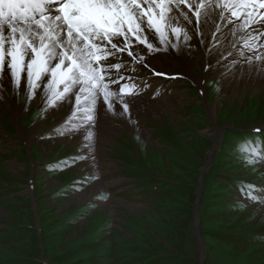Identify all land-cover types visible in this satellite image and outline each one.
Wrapping results in <instances>:
<instances>
[{
    "label": "rangeland",
    "instance_id": "rangeland-1",
    "mask_svg": "<svg viewBox=\"0 0 264 264\" xmlns=\"http://www.w3.org/2000/svg\"><path fill=\"white\" fill-rule=\"evenodd\" d=\"M166 59L158 68L170 77L177 64ZM203 71L196 66L187 74L201 78L202 91L183 78L158 82L145 74L162 95L139 99L158 102L159 111L149 109L131 125L99 108L96 124L111 127V135L94 139L92 148L73 141L77 131L58 134L62 118L50 108L46 115L39 111L41 105L25 100L23 90L13 93L22 110L18 120L0 99V264H72L108 254L124 257L114 264H126L135 260L129 248L156 253L164 264H181L187 256L195 264H204L205 257V264H264V92L253 87L235 93L214 73L203 81ZM36 125L41 131L30 144L18 139L20 130L30 134ZM248 141L249 151H242ZM81 155L86 158L76 159ZM223 168L221 174L258 189L239 191L232 180L223 183L230 180L219 176ZM222 193L234 211H224L223 221L211 212L216 217L201 225V206ZM68 215L74 221L68 223ZM227 225L250 226L249 243H218L214 236L228 232Z\"/></svg>",
    "mask_w": 264,
    "mask_h": 264
},
{
    "label": "snow or ice",
    "instance_id": "snow-or-ice-1",
    "mask_svg": "<svg viewBox=\"0 0 264 264\" xmlns=\"http://www.w3.org/2000/svg\"><path fill=\"white\" fill-rule=\"evenodd\" d=\"M182 3L195 9L194 19L180 8ZM260 9H264V0H175V8L172 0H0V96L6 90L3 81L7 77L13 93L23 90L26 100L39 98V111L45 115L49 108L56 111L70 105L69 114L55 131L64 135L83 130L85 146L92 148L98 109L126 117L130 100L125 95L139 94L126 82L133 79L128 75L130 70L135 72L133 65L148 68V59L161 50L190 47V32L204 36L209 19L215 24L218 16L228 28L225 32L216 25L214 41H227L244 57L249 70L264 73V53L255 57L261 61L257 64L242 50L257 47L255 41L264 36ZM179 17H183V27L177 26ZM213 46L220 60L226 59L219 44ZM238 63L233 59L227 70ZM256 143L258 146L259 140ZM251 144L246 142L241 150L249 151ZM250 151L255 154L257 147Z\"/></svg>",
    "mask_w": 264,
    "mask_h": 264
},
{
    "label": "bare ground",
    "instance_id": "bare-ground-1",
    "mask_svg": "<svg viewBox=\"0 0 264 264\" xmlns=\"http://www.w3.org/2000/svg\"><path fill=\"white\" fill-rule=\"evenodd\" d=\"M189 2H191V0H189ZM165 3H168V0H165ZM172 7L175 8V0H172ZM180 8L183 9L185 12H187L188 15L192 16L193 19L195 18L193 15V13L195 11L194 8L189 9L187 4H183V3L180 4ZM157 11H158V9H157ZM218 11H219V9H217V12ZM260 11L264 12V9H260ZM170 15H171V13H170ZM233 19L235 20V18H233ZM237 22H239V21H237ZM183 25H184L183 17H179V24L177 26L183 27ZM216 25H219L225 32H227L228 28L224 25L223 21H221L219 19V17L217 16L215 18V24L213 23L212 19H209L207 25L204 26V36H200L199 34H193L190 32V35H192L191 41L188 42L190 47H184L183 49H181L179 51H177V50H169V51L161 50L159 53L152 55L148 59V64H149L148 68L142 67L138 64L133 65V67H135V69H136L135 72H132L130 70L128 73V75L133 77V79L128 80L126 82L129 85H134V87L132 88L133 93H143V94L140 95L139 97H136L135 99H132L133 97L125 95L124 99L130 100L129 114L127 115V117H124V119L127 122L129 120L131 125H136L137 124V120H136L137 117H139L140 115L147 117L148 113H149V109L155 108V110L158 109V111H159V108H161L159 106V104L157 106L158 102L152 103V101H151L149 103V101L144 100V99H139V98L154 96V95H155V98H157V97L160 98V96L162 95V93H161L162 91L158 93L161 95L156 94L158 87L152 85V82L149 81V79H150L149 77L153 76L154 80H157L159 82V79H157L156 77H158L160 75L154 74V72L152 70H154L155 73H161L162 76H165V73L162 72L161 69L158 68V66L160 65V63L162 61H164V62L168 61L166 59L167 57H169L170 60H172L173 62H175V64H177L176 66H171V69H173L172 70L173 72H171L170 75H172V77L175 76L176 78L179 77V78H183V80H188V81L192 82V84L195 85L196 88H198L200 91H202L201 90V87H202L201 78L200 79H194L195 77H193V75L191 73H190V75L193 78L187 76V74H189V72L192 71V68H194L196 66L201 67L204 70L203 71L204 75L202 76L203 81L208 77V75L210 76L214 73L213 74L214 78L216 77V78L222 79L224 87L233 86V90L235 93L247 92L248 90L250 91L253 87L255 89L254 92H256V91L257 92L258 91L264 92V73H257V71H255L254 69L249 70V66L245 63L244 57L240 56L236 52L235 49H232L229 46L227 41H225V40L214 41L213 33L215 31ZM169 35L171 36L170 31H169ZM219 35H220L219 33H216V36H219ZM172 39L174 40L175 37L172 36ZM201 39H204V41H205L204 44L200 43ZM230 39H232V38L230 37ZM214 43L219 44L220 48L225 53L226 59L220 60V53L213 46ZM255 43L258 46L255 48H252L253 53H251V54L248 53V51H247L248 48H243L242 50H243L245 56H252L254 58V63L258 64L261 61H256L255 57L264 53V36H261L259 40L255 41ZM197 45L201 46L200 51H198L195 48V47H197ZM210 47L212 49L211 52L208 51V48H210ZM229 51H231L233 53V55L231 57L227 56V52H229ZM125 56H126V54H125ZM233 59L238 60L239 63L234 67V69L232 71H228L227 65L231 64ZM212 69H214V71H212V73H211ZM137 73H139L138 74L139 76H138V78H135V75H137ZM145 74L150 75V76H146ZM175 77H173V78H175ZM137 80H139L141 83V86H140V88L138 87L139 88L138 90L136 89V87L140 83L136 84ZM121 83H123V81ZM3 84H4V88L6 90L4 91L3 95L0 96V99L4 102V107L6 110H8L10 112V114L12 115V118L14 120H18L21 116L22 110L18 106L17 107L15 106V101L13 99V91L11 90V85H10L7 77H5ZM110 87L114 88L115 85H110ZM141 89H143V91H141ZM9 92L12 93V98L7 96V94ZM25 94H26V92H25ZM25 100H26V98H25ZM32 100H34L37 104L41 105L39 98H33ZM32 100H31V102H33ZM163 104H165V103H163ZM161 106H162V104H161ZM207 107H208V109L215 110L214 109L215 105H213V106L208 105ZM69 109H70V105L65 104L61 109L53 111L54 116H56V115H57V117L60 116L62 118L61 120L63 121L64 118L69 114ZM162 109H165V108L163 107ZM103 110H104L103 108H100V111H103ZM164 111L165 110H163V112ZM110 128L111 127H107V126L105 127L104 124H100V125L96 124L94 131L97 135H95L94 139L100 140L99 136L101 137V139L109 137L111 135ZM40 131H41L40 125H36L32 129L30 134H27V132H25L24 129H22V131L20 130L18 132L19 133L18 139H21L26 144H30L33 136H36V134H38ZM142 133H144V132L142 131ZM84 135H85V133L83 130L77 131L76 135H75L76 137H74L73 141H75V142L76 141H86L84 139ZM86 144H87V141H86Z\"/></svg>",
    "mask_w": 264,
    "mask_h": 264
},
{
    "label": "trees",
    "instance_id": "trees-1",
    "mask_svg": "<svg viewBox=\"0 0 264 264\" xmlns=\"http://www.w3.org/2000/svg\"><path fill=\"white\" fill-rule=\"evenodd\" d=\"M220 173L219 176L221 177H225V178H229L230 180H225L223 181V183L225 182H229L231 181V177L228 175V174H221V172H225V169H221V171H218ZM223 183H221L222 185H224ZM229 186V185H228ZM224 188V186H223ZM223 196H215L212 197V201H211V205L209 204H206L205 206H201V217H200V224L203 225V222L209 218V217H219L222 219L223 215V212L224 211H227L228 210H232L234 211L231 207H229V205H231L232 203H229L227 200H226V197H225V193H222ZM213 210V211H212ZM216 211V213L212 214L211 212H214ZM237 211H239L237 209ZM74 216L73 215H68L65 220L67 219H72ZM223 221V219H222ZM185 225L180 227L179 229L184 230L185 229ZM228 230H225V231H228V232H223V233H220L218 235H216V237L214 236V239L217 240L218 243H223V242H226V243H233V244H236L238 240H245L248 242H243V244H248L252 235L250 233H248V231L250 230V226H239L237 227V229H232L230 227H232V225H227ZM201 228V227H200ZM235 231L237 230V232H230V231ZM261 233H256L255 237H257V235H259ZM254 236V235H253ZM200 237H203V234L201 233L200 234ZM222 239H221V238ZM235 240V241H231V240ZM90 242L92 244H94L96 242V238H92L90 239ZM33 243V241H32ZM240 243V242H239ZM257 243V242H256ZM129 254H133L134 257H135V260H130V258L128 259V261L130 262H127L126 264H164L163 262V259L161 256L157 255L156 253L152 254L151 251H148V250H141V249H137V248H129L128 250ZM133 252V253H132ZM187 256V255H185ZM31 257V255H30ZM34 256H32L31 258H33ZM133 257V256H132ZM160 257V258H159ZM62 260H59L57 262H61V261H64L65 260V257L62 256L61 257ZM122 258V256H120L119 258H117L116 256L112 255V254H108V255H100V256H92V257H88V258H85V259H82L80 261H77V262H74L72 264H91L93 263L95 260H96V263H100L101 261H103L104 259L106 260V263L108 264V262L111 260V262L114 264L117 260L120 261ZM177 259L179 260V258L177 257ZM190 259H193L191 256H187V257H182L181 258V261L180 263L181 264H189V263H194L195 264V261L193 260H190ZM171 264H175L177 260H171ZM209 261V257H205V261H204V264ZM95 263V264H96Z\"/></svg>",
    "mask_w": 264,
    "mask_h": 264
},
{
    "label": "water",
    "instance_id": "water-1",
    "mask_svg": "<svg viewBox=\"0 0 264 264\" xmlns=\"http://www.w3.org/2000/svg\"><path fill=\"white\" fill-rule=\"evenodd\" d=\"M196 216V215H195ZM195 228H196V226H197V217H196V220H195ZM197 231V230H196ZM200 249L202 250V248L200 247ZM200 264H201V262H200Z\"/></svg>",
    "mask_w": 264,
    "mask_h": 264
}]
</instances>
